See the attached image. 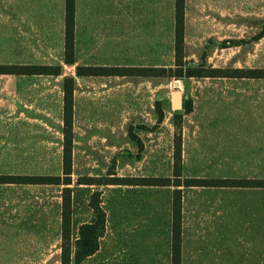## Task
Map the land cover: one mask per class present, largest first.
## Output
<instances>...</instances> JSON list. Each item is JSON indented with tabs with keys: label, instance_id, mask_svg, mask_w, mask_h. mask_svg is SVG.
<instances>
[{
	"label": "crops",
	"instance_id": "1",
	"mask_svg": "<svg viewBox=\"0 0 264 264\" xmlns=\"http://www.w3.org/2000/svg\"><path fill=\"white\" fill-rule=\"evenodd\" d=\"M174 22L175 0H73L66 62L65 0H0V66L6 68L0 72V264H47V249L55 250L54 264H60L64 185L47 184L45 176L47 129L55 135L60 166L53 175L62 173L67 77L72 79L70 264H171L175 188L181 193L180 264H264V187L193 182L264 180V77H185L190 110L180 119L184 183L124 181L172 177L173 114L158 121L157 75L129 81L125 74H107V67H157L140 66L136 58H159L161 24L174 36ZM248 25L258 31L241 34L240 26ZM225 49H231L233 69L240 68L235 60L241 51L264 57V0H183L185 60ZM47 66L59 67V73L47 74ZM79 68L92 73H78ZM207 78L214 83L206 84ZM129 84L141 85L147 97L129 102ZM161 143L168 156L162 157ZM107 155L114 164L109 174ZM99 167L105 173H83ZM47 185L60 187L53 209L47 208ZM95 191L103 232L97 249L74 262L79 226L96 219L89 206Z\"/></svg>",
	"mask_w": 264,
	"mask_h": 264
},
{
	"label": "trees",
	"instance_id": "2",
	"mask_svg": "<svg viewBox=\"0 0 264 264\" xmlns=\"http://www.w3.org/2000/svg\"><path fill=\"white\" fill-rule=\"evenodd\" d=\"M73 16V0H65V61L71 60V31ZM263 33V29L258 35ZM174 66L173 67H125L114 68L107 67V74H125V75H167L177 78L188 76H228V77H264V68H239L230 73H219L220 68H205L203 64L191 68L183 64V0H175V22H174ZM5 66H0V72H5ZM78 73H92L91 68H79ZM46 73L58 74L59 67L47 66ZM63 151H62V173L61 175H46L47 184H63L61 193V254L60 264H70L71 248L70 239V210H71V126H72V79L65 78L63 82ZM158 121L163 118V111L158 102H155ZM183 110H190V101L183 102ZM181 114H173L174 136H173V165L172 177H138L124 179L132 184L149 185H181V134L180 122ZM139 146V139L131 134ZM120 181L119 178H115ZM42 180V177H40ZM108 180V179H107ZM191 182V180H185ZM195 183L204 185H224V186H261L264 187V180L258 179H195ZM179 189L173 190L172 199V233H171V264H180V212L181 195ZM89 206L96 215L93 223H86L79 226L78 239L75 241L73 261L79 262L88 255H91L98 247V237L101 236L104 228V212L100 206V192L95 191L91 194Z\"/></svg>",
	"mask_w": 264,
	"mask_h": 264
},
{
	"label": "rangeland",
	"instance_id": "3",
	"mask_svg": "<svg viewBox=\"0 0 264 264\" xmlns=\"http://www.w3.org/2000/svg\"><path fill=\"white\" fill-rule=\"evenodd\" d=\"M259 26L257 28L255 26H240V32L241 34H248L251 35L253 32L258 31ZM174 36L173 34H169L167 31L166 26H162L161 24V41H160V56L159 58H136V61L139 62L138 64L141 63L140 66H145V65H150L154 64L157 67H173L174 66V48H173V43H174ZM263 46V42L261 44ZM259 47V46H258ZM257 47V48H258ZM254 53L252 49L250 50V53ZM257 53V51H256ZM231 49H225L223 52L217 51L215 53L214 50H210L207 53V56L202 57H197L196 55L191 58H187L185 60L184 57V52L182 53L183 57V64H185L188 67L194 68V65H199L203 64L205 68H220L221 72L219 73H230L234 69L232 68V55H231ZM131 59V58H130ZM131 62V60L129 61ZM133 62V61H132ZM235 63L240 65V68H247L245 66H263L264 65V57L259 56V55H254L252 56L251 54H248L246 51H241L239 56L236 58ZM238 66V65H237ZM134 75H128L129 81L131 80H138L137 78L134 77ZM137 77V75H135ZM144 75V79H139L141 80H146ZM159 84H156V80H154V87L158 86V98L156 95V92L154 91V96L153 98L155 99V102H158L160 105V108L163 111V114H169L172 115L174 113L178 114H183L184 110L183 108L177 111H173L170 108L169 104V91L174 89V82H177L178 84V89L181 91L182 96H183V102H184V78H177L174 76H167V75H160L158 76ZM207 82L206 84H213L215 79L214 78H207L205 79ZM136 86V88H135ZM140 86V87H138ZM129 102L133 99L135 100H142L144 97H147L146 94L142 95L141 92L144 90L141 88V85H132L129 84ZM150 87V85H149ZM139 95V96H137ZM145 99V98H144ZM154 111H156L155 108V103H154ZM172 119V116H170ZM172 122V120H171ZM174 123V122H173ZM47 135H49L51 138L47 136V154H46V174L47 175H53V174H60V166H59V161H58V153L53 150L56 148L55 145V139L53 136L54 134H50L52 132L51 130L47 129ZM52 149V151H51ZM161 155L162 157L168 156L167 153L165 154L164 152L166 151V145L161 143ZM114 164H111V161L109 160V155H107V174L111 173L113 169ZM144 170V167H142ZM166 168L161 167V171H165ZM82 171V170H81ZM106 169H103L101 167L99 168H89V169H84L83 173H91V174H102L103 172L105 173ZM59 189L60 187L57 185H47V208L53 209L57 207V196L59 195ZM54 249H47V264H54L53 256H54Z\"/></svg>",
	"mask_w": 264,
	"mask_h": 264
},
{
	"label": "water",
	"instance_id": "4",
	"mask_svg": "<svg viewBox=\"0 0 264 264\" xmlns=\"http://www.w3.org/2000/svg\"><path fill=\"white\" fill-rule=\"evenodd\" d=\"M174 89L169 91L170 107L173 111H177L183 108V96L181 91L178 89L177 82L173 84Z\"/></svg>",
	"mask_w": 264,
	"mask_h": 264
}]
</instances>
